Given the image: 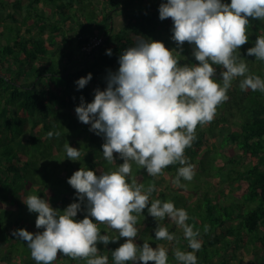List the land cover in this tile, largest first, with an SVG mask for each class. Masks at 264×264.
<instances>
[{
	"label": "trees",
	"instance_id": "trees-1",
	"mask_svg": "<svg viewBox=\"0 0 264 264\" xmlns=\"http://www.w3.org/2000/svg\"><path fill=\"white\" fill-rule=\"evenodd\" d=\"M165 2L0 0V264H36L29 247L21 253L20 248L9 251L7 246L18 242L14 230L43 231L35 226L38 213L30 212L23 202L27 196H40L63 211L79 202L68 183L75 171L84 167L99 175L124 162L114 154L116 165L108 164L102 154L104 137L90 131L91 126L80 122L75 112L81 97L91 103L97 88H107V77L118 71L123 51L143 38L176 49L181 65L199 63L194 45L185 42L181 50L171 39V18H159V7ZM222 2L230 4L231 0ZM121 15L124 18L117 26ZM250 23L249 40L240 55L250 74L264 79V61L247 55L257 37L264 35V21ZM97 38L101 40L95 42ZM109 49L111 56L106 54ZM214 67L220 79L223 69ZM89 73L91 81L78 90L76 81ZM241 79L233 81L229 100L218 107L211 123L197 127L196 140L186 149V157L195 165L196 185L174 186L179 164L157 177L133 165L138 182L146 187L155 184L152 199L172 201L188 212V223L200 231L202 241L196 253L198 264H215L216 259V264H264V93L242 91ZM50 131L61 135L49 138ZM65 143L81 150L80 161L68 159ZM85 205L77 220L85 217ZM158 223L175 233L177 240L157 241ZM99 227L107 230L105 225ZM138 227L136 242L148 241L153 248L165 244L169 264H178L175 249L191 251L182 229L168 219L158 222L147 208ZM119 246L117 242L97 245L101 254L108 255L109 264L112 251ZM59 258L61 264H86L62 253L56 261Z\"/></svg>",
	"mask_w": 264,
	"mask_h": 264
},
{
	"label": "clouds",
	"instance_id": "clouds-1",
	"mask_svg": "<svg viewBox=\"0 0 264 264\" xmlns=\"http://www.w3.org/2000/svg\"><path fill=\"white\" fill-rule=\"evenodd\" d=\"M159 18H171V39L181 50L185 42L194 45L193 55L199 63L181 65L176 49L141 38L120 55L119 69L109 73L105 90L97 88L91 103L81 97L75 112L80 122L91 126L90 131L104 137L103 158L116 165L114 154H118L124 162L99 175L84 167L75 171L68 183L79 202L63 211L37 195L23 200L30 212L38 213L36 228L43 231L19 229L13 234L27 243L36 264H54L61 253L86 264H109L108 255L101 254L97 245L120 238L126 242L112 251V264H169L165 244L153 248L148 241L142 245L136 242L139 218L146 208L158 222L168 219L183 230L191 251L175 249L178 264H198L196 253L202 249V241L200 231L188 223V212L172 201L152 199L155 184L146 187L138 182L133 165L157 177L179 164L173 184L186 187L181 179L190 182L196 175L186 149L196 140L197 127L211 123L218 107L229 100L233 81L243 78L239 84L242 91L264 93V79L250 74L240 55L249 40L250 21H264V0H231L230 4L222 0H166L159 7ZM106 54L111 56V49ZM247 55L264 61V35L257 37ZM214 66L223 69L220 79ZM91 79L89 73L76 81L78 90ZM60 135L59 131L47 133L49 138ZM64 149L68 159L80 161V149L69 143ZM82 205L86 215L77 220ZM101 224L108 234H101ZM204 231H208L207 225ZM155 239L172 242L177 236L158 223Z\"/></svg>",
	"mask_w": 264,
	"mask_h": 264
},
{
	"label": "rangeland",
	"instance_id": "rangeland-1",
	"mask_svg": "<svg viewBox=\"0 0 264 264\" xmlns=\"http://www.w3.org/2000/svg\"><path fill=\"white\" fill-rule=\"evenodd\" d=\"M120 17H121V18H124V15H121V16H119V17L117 16V18H118L117 26L120 25V23H119V21H120V19H121ZM98 39H99V38H98ZM98 39H97V40H98ZM94 41L96 42V40H94ZM90 47H91V46H87L86 48H87V49H90ZM143 170H144V169H143ZM143 172H144V171H143ZM170 179H171V178L168 177V180H167L168 183H169ZM185 182H186L185 185H187L188 183H191L193 186L196 185V183H195L194 180H193V181H190V182H189V181H185ZM183 184H184V183H183ZM9 214H10V213L8 212L7 214L4 215V217H8ZM13 216H14V214H12L10 217H13ZM100 228H101L102 232H104V228H103V227H100ZM104 233H107V234H108V230H106ZM111 234H112V235H118V233L116 234L115 232H112ZM116 242L118 243V245H121V244H123V243L126 242V238H120V239H119L118 241H116ZM116 242H110V243L113 245V244H115ZM99 244H100V243H99ZM102 244H103V243H102ZM103 245H104V244H103ZM17 247L20 248V249H21L20 252L23 253L25 247H24V245H23L20 241H19V242H14V246L10 245V247H9V251H11L12 248H15V249L17 250ZM27 247H28V246H27ZM155 247H157V244L154 246V248H155ZM0 251H1V249H0ZM18 251H19V250H18ZM0 255H1V252H0ZM59 259H60V260L55 261L54 264H61V263H60V262H62V261H61V258H59ZM59 261H60V262H59ZM80 261L83 262L84 260L81 259ZM217 261H218V260L216 259V260H215V264H216ZM247 261H248V258L244 260V263H246ZM84 262H86V261H84ZM65 263H66V262H65ZM65 263H64V264H65ZM68 263H69V262H67V264H68Z\"/></svg>",
	"mask_w": 264,
	"mask_h": 264
},
{
	"label": "crops",
	"instance_id": "crops-1",
	"mask_svg": "<svg viewBox=\"0 0 264 264\" xmlns=\"http://www.w3.org/2000/svg\"><path fill=\"white\" fill-rule=\"evenodd\" d=\"M35 226H36V225H35ZM17 241H18V242L20 241V242L24 245V247L27 248V243H26L25 241H23V240H21V239H19V238L17 239ZM10 245H11V243H8L7 246L9 247Z\"/></svg>",
	"mask_w": 264,
	"mask_h": 264
}]
</instances>
